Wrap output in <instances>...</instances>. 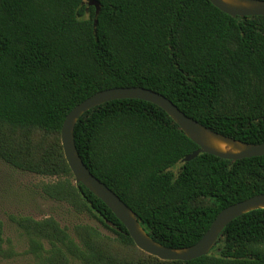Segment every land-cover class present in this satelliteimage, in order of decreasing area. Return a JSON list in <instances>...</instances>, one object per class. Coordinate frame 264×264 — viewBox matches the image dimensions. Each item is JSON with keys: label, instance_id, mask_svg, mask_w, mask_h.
I'll return each instance as SVG.
<instances>
[{"label": "trees", "instance_id": "trees-1", "mask_svg": "<svg viewBox=\"0 0 264 264\" xmlns=\"http://www.w3.org/2000/svg\"><path fill=\"white\" fill-rule=\"evenodd\" d=\"M0 0V158L51 177L48 197L112 235L22 216L32 264H264V208L232 219L208 254L160 259L139 249L107 205L76 185L64 157L66 114L106 88L143 86L224 135L264 141V15L230 16L209 0ZM74 142L94 176L155 241L196 242L224 207L264 193V155L230 160L198 148L157 105L120 98L83 113ZM108 221V222H107ZM0 220V257L6 245Z\"/></svg>", "mask_w": 264, "mask_h": 264}, {"label": "water", "instance_id": "water-1", "mask_svg": "<svg viewBox=\"0 0 264 264\" xmlns=\"http://www.w3.org/2000/svg\"><path fill=\"white\" fill-rule=\"evenodd\" d=\"M209 1L233 17L264 15V0ZM88 4L95 6V12L98 13L100 8L98 0H88ZM120 98L146 100L167 113L179 129L198 145V148L186 154L182 161H188L203 152L230 160L264 155V141L260 143L246 142L210 129L186 115L166 96L143 86H120L102 89L76 104L66 114L60 131L64 157L73 175L74 183L76 185L82 184L107 205L126 227L139 249L160 259L190 260L208 254L216 244L218 235L232 219L248 211L264 208V193H258L221 209L208 229L191 245L173 248L155 241L141 226L136 213L112 189L92 174L80 157L74 142V126L83 113L101 103Z\"/></svg>", "mask_w": 264, "mask_h": 264}, {"label": "rangeland", "instance_id": "rangeland-1", "mask_svg": "<svg viewBox=\"0 0 264 264\" xmlns=\"http://www.w3.org/2000/svg\"><path fill=\"white\" fill-rule=\"evenodd\" d=\"M52 178L17 169L0 158V220L3 223V237L15 250L10 258H1L0 264H32L34 257L26 253L28 238L18 226L22 216L35 219L55 218L61 226L72 233L74 225L83 223L98 228L103 234L111 231L87 212L75 210L65 201L48 197L42 191V185ZM73 264H80L74 261Z\"/></svg>", "mask_w": 264, "mask_h": 264}]
</instances>
